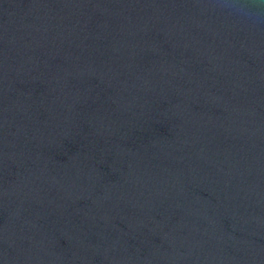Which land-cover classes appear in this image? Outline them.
Here are the masks:
<instances>
[{
	"label": "water",
	"instance_id": "1",
	"mask_svg": "<svg viewBox=\"0 0 264 264\" xmlns=\"http://www.w3.org/2000/svg\"><path fill=\"white\" fill-rule=\"evenodd\" d=\"M0 264H264V0H0Z\"/></svg>",
	"mask_w": 264,
	"mask_h": 264
}]
</instances>
